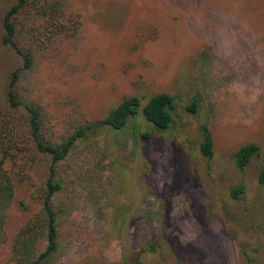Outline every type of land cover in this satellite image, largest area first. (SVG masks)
<instances>
[{"label":"rangeland","instance_id":"1","mask_svg":"<svg viewBox=\"0 0 264 264\" xmlns=\"http://www.w3.org/2000/svg\"><path fill=\"white\" fill-rule=\"evenodd\" d=\"M32 1L15 20L16 42L33 56L16 92L40 110L45 142L61 144L127 97L166 93L176 105L167 130L147 121L145 103L126 128L98 129L56 165L64 187L53 205L67 219L58 251L41 264L133 263L143 251V264H264L262 161L241 172L234 158L251 143L264 151V0ZM17 2L0 0V114L19 125L26 111H12L6 92L23 60L2 43L3 18ZM204 124L212 161L199 150ZM50 166L32 149L5 164L15 197L0 264L24 226L37 216L43 225ZM33 246L32 261L46 248L44 228Z\"/></svg>","mask_w":264,"mask_h":264},{"label":"trees","instance_id":"2","mask_svg":"<svg viewBox=\"0 0 264 264\" xmlns=\"http://www.w3.org/2000/svg\"><path fill=\"white\" fill-rule=\"evenodd\" d=\"M34 4V2L32 1ZM30 4V0H18V2L5 14L3 18L4 35L2 43L5 46L12 47L23 60V67L12 73L10 78L6 96L9 108L12 111L24 109L26 116L22 122L17 125L16 119L13 122H7L0 114V237L3 234V229L6 220V213L9 206L12 204L15 197L14 181L8 171L5 169V164L9 161L27 160L31 151L48 156L51 159L49 169L50 176L45 186V196L43 199V225L41 216L35 217L26 226H24L15 239L13 245L12 256L8 264H41L47 262L58 251L59 248V231L67 219L65 209H56L53 201L56 195L63 189L64 183L56 178V165L65 161L78 142L85 139L89 135L96 133L98 129L109 127L120 131L127 127L130 120L134 119L140 111L141 105L143 113L149 123H151L157 131H165L171 127L173 121V112L176 108L175 97L166 93H159L151 96L145 102L138 96L125 98L119 105L111 109L105 119L97 124H88L76 130V132L64 140L61 144L55 145L47 143L42 137V115L39 109L26 105L17 95L16 87L21 79V74L24 71L30 70L33 66L32 54L22 49L16 42L18 31L16 29L15 20ZM40 5L41 1H37L34 5ZM41 8L42 17L46 18V9ZM54 8H52L53 10ZM188 110L192 113L197 111V103L191 102ZM5 119V120H4ZM19 126V134L15 126ZM199 131L202 135L200 144V153L208 161L215 158V143L210 128L207 124L201 125ZM23 133V136H22ZM5 137H4V136ZM21 136V137H20ZM150 134L144 135L145 138H150ZM237 168L241 172L253 163V161H262V166L257 173V181L261 186H264V151L257 144H247L238 149L234 155ZM245 193V186L240 185L231 190V198L238 200ZM121 215L118 214L117 217ZM45 229L46 248L32 261V251L37 238L38 229ZM154 249H152L153 251ZM144 252V251H143ZM142 252V253H143ZM138 254L135 261H126L124 264H143L141 255ZM130 262V263H128Z\"/></svg>","mask_w":264,"mask_h":264}]
</instances>
